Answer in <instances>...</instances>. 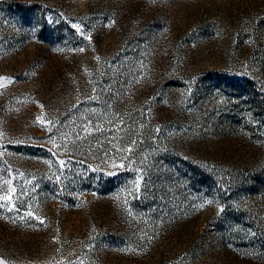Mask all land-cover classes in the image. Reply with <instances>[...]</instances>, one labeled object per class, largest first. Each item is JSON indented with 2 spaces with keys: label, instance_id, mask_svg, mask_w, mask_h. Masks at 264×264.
I'll use <instances>...</instances> for the list:
<instances>
[{
  "label": "rangeland",
  "instance_id": "374dc122",
  "mask_svg": "<svg viewBox=\"0 0 264 264\" xmlns=\"http://www.w3.org/2000/svg\"><path fill=\"white\" fill-rule=\"evenodd\" d=\"M0 264H264V0H0Z\"/></svg>",
  "mask_w": 264,
  "mask_h": 264
}]
</instances>
